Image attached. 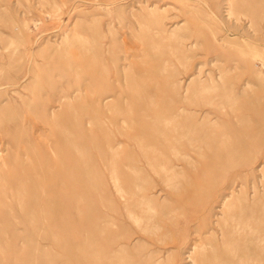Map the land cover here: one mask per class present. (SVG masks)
<instances>
[{"label":"rangeland","instance_id":"374dc122","mask_svg":"<svg viewBox=\"0 0 264 264\" xmlns=\"http://www.w3.org/2000/svg\"><path fill=\"white\" fill-rule=\"evenodd\" d=\"M230 11L233 16L228 15ZM261 18L264 19V0H0V92L6 91L0 97V111H3L2 124L11 130V138L19 145L17 154L22 158L26 153L32 156L37 169L41 167V159H44L45 167H53L57 156L52 148H56V144L59 145L65 137L64 131L74 130L78 153L81 154H78L73 219L62 215L46 219L37 210H31L32 202L39 198L38 188L27 196L14 194L7 201L5 194L0 196V264H139L148 252L153 253V261L158 259L159 264H173L179 254L173 241L176 235L183 233L173 222L178 221L181 213L200 215L202 208H207L205 216L208 219L202 222L205 225L201 239L191 238L194 244L197 242L195 253L206 250L203 264H222L220 261L223 260L229 264L235 260L221 255L226 246L220 241L222 228L218 224L222 221L220 200L229 192L225 186L235 174H241L242 180L237 179L236 183L240 185H235L236 194L240 197L241 190L250 193L248 199L256 201V206L264 201V183H260V163L264 155V69L260 65L264 60V20ZM178 38L184 39L181 47H177ZM189 43L196 45L188 48ZM151 44L158 45V48L150 49L155 47ZM161 68L163 71L158 72ZM199 69L201 86L199 81H190ZM211 78L217 85L214 91H211ZM68 82L75 87L73 100L63 99L54 103L56 90L63 95L69 94ZM52 83L54 91L48 88ZM23 85L26 89L21 88ZM186 87L188 92L185 94ZM225 90L231 91L228 105L218 96L227 92ZM150 93L157 98L153 95L148 97ZM184 96H188L187 103L180 101ZM111 99L114 105L118 101L117 107L111 104ZM167 100L171 102L167 103ZM146 103L152 107H146ZM154 104L157 105L155 109ZM179 107H184L186 112L173 119ZM71 108L76 116L75 125L71 123V114L74 116ZM120 110L119 117L116 111ZM126 110H130V114L125 113ZM164 111L165 114L169 112L166 114L169 119ZM159 114L165 118L159 116L160 119ZM186 117L187 123L183 121ZM156 118L163 122L162 128L166 127L164 137H159L157 132L151 135L148 130L149 122ZM123 119L128 120L125 122ZM165 122L174 124L171 130ZM185 126L189 131L193 128L192 134L189 133L193 137L187 136L189 131L184 129ZM195 130L199 132L197 136L201 135L199 145ZM118 132L123 133L120 136ZM180 134L184 139L179 138ZM186 137L189 141L185 140ZM202 137L206 142L201 141ZM176 141H179L177 146L174 144ZM152 148L158 152L153 150L150 153ZM194 148L198 152L191 153ZM47 149L49 152L46 153ZM169 150L174 153H168ZM226 151L230 153L227 158L224 157ZM194 161L196 164H192ZM154 162L157 165L154 166ZM148 164L153 165H150L151 169ZM167 165L172 169L178 167L173 172L179 170L176 179L184 185L179 188L181 190L161 184L156 171L164 166L168 169ZM153 167L156 171L152 170ZM129 170L135 171L132 176ZM141 173L144 174V182ZM213 173L215 177L217 175L216 179ZM139 176L145 187L156 185L148 198L163 206L162 210L157 206L155 217L161 221H157L158 225L164 227L158 232L159 243L153 244L150 234L140 231L139 222H134L127 215V211H131L139 217ZM182 177L184 179L181 180ZM131 178L134 180L128 182ZM114 180L123 188L125 199L115 194ZM9 181L11 183V179ZM185 182L192 184L185 186ZM253 182L256 195L251 190ZM188 188V195H195L182 205L178 199L182 189ZM135 192L138 193L135 195ZM19 198L25 206V214L19 209ZM109 199L114 201L115 211L107 208ZM211 203L214 207L209 215ZM175 208L178 210H173ZM162 211H167V215L161 219L159 214ZM254 222L256 225L254 223L253 226L259 228L257 221ZM54 226L65 229L49 230ZM206 227L211 231L206 232ZM213 233L218 235V241L214 239L213 242ZM190 249L187 247L183 251L178 264H190L185 259ZM208 250L215 255L212 256ZM208 253L213 259L219 256V260L215 258L216 261L212 262L210 256L207 257ZM257 256L256 252L252 259Z\"/></svg>","mask_w":264,"mask_h":264},{"label":"bare ground","instance_id":"6f19581e","mask_svg":"<svg viewBox=\"0 0 264 264\" xmlns=\"http://www.w3.org/2000/svg\"><path fill=\"white\" fill-rule=\"evenodd\" d=\"M156 1V0H155ZM225 2V1H224ZM152 5V4H151ZM168 5V4H167ZM166 6V5H165ZM150 7V6H149ZM148 7V8H149ZM167 7V6H166ZM151 8V7H150ZM248 8V7H247ZM246 8V9H247ZM239 13V12H238ZM228 15L229 16H233V13L230 11V12H228ZM226 17V16H225ZM241 17V16H240ZM233 18V17H232ZM242 18V17H241ZM261 19H263V18H261ZM238 20V19H237ZM259 21H260V19H258ZM264 20V19H263ZM218 21V20H217ZM263 22V21H262ZM179 23V22H178ZM220 24V26H221V23H219ZM247 25V24H246ZM175 26V25H174ZM173 26V27H174ZM247 27V26H246ZM140 28V27H139ZM170 28H172V27H170ZM224 30V29H223ZM146 31V30H145ZM172 31V30H171ZM178 31V30H177ZM175 32V30H173V33ZM222 32V31H221ZM234 34V33H233ZM230 35V34H229ZM201 36V35H200ZM235 36V35H234ZM175 37V36H174ZM180 37V36H179ZM230 37H231V35H230ZM171 38V37H170ZM239 38V37H238ZM81 40V39H80ZM150 40H151V38H150ZM158 40V39H157ZM166 39H164V40H160V43H158L159 42V40H158V44L160 45V44H162V42L163 41H165ZM238 40V39H237ZM239 40H240V38H239ZM91 41V40H90ZM162 41V42H161ZM173 41V40H172ZM184 39L183 38H181V39H176V44H177V47H181V46H183L184 44ZM193 41V40H192ZM244 41V40H243ZM92 42V41H91ZM81 43V42H80ZM83 43H85V42H83ZM94 43V42H93ZM156 43V44H157ZM253 44V43H252ZM151 45H153V44H151ZM151 45H149V46H151ZM196 45V43H189V47L188 48H193L194 46ZM262 45V44H261ZM85 46V45H84ZM153 46H155V45H153ZM158 45H156L155 47H151L150 49H155L156 47H157ZM259 46V45H258ZM80 47V46H79ZM83 47V46H82ZM198 47V46H197ZM208 47V46H207ZM91 48V47H90ZM158 48V47H157ZM187 48V47H186ZM82 50V49H81ZM87 49H85V51H86ZM157 50V49H156ZM155 50V51H156ZM159 50V49H158ZM89 51H91V50H89ZM154 51V50H153ZM161 51V50H160ZM164 51V50H163ZM91 53V52H90ZM89 53V54H90ZM157 53H158V51H157ZM166 53V52H165ZM105 54V53H104ZM163 54V53H162ZM102 55V54H101ZM154 55V54H153ZM152 55V56H153ZM90 56H93V55H90ZM155 56V55H154ZM153 56V57H154ZM182 56V55H181ZM33 57V56H32ZM156 57L157 56H155V59H156ZM197 57V56H196ZM240 57H243V56H240ZM146 58V57H145ZM150 58H152V57H150ZM183 58V57H182ZM103 59V58H102ZM101 59V60H102ZM32 60V59H31ZM30 60V61H31ZM146 60V59H145ZM148 60H149V58H148ZM154 60V59H153ZM210 60H212V59H210ZM109 61V60H108ZM179 61V60H178ZM185 61V60H184ZM258 61V60H257ZM260 61V60H259ZM186 62V61H185ZM235 62V61H234ZM233 62V63H234ZM35 63V62H34ZM172 63V62H171ZM212 63V62H211ZM236 63V62H235ZM46 64V63H45ZM221 64V63H220ZM43 65V64H42ZM238 65V64H237ZM240 65V64H239ZM260 65H261V67L264 69V60L263 61H261V63H260ZM197 66H199V65H197ZM256 67V66H255ZM27 68V67H26ZM32 69H34V67L32 68ZM216 69V68H215ZM95 70V69H94ZM157 70V69H156ZM162 70V68L159 70H157L158 72L159 71H161ZM194 70H195V68H194ZM29 71V70H28ZM163 71V70H162ZM224 71V70H223ZM0 72H2V71H0ZM103 72V71H102ZM148 72V71H147ZM150 72V71H149ZM153 72H155V71H152V72H150V73H153ZM157 72V73H158ZM216 72V71H215ZM254 72V71H253ZM262 73V72H261ZM260 73V74H261ZM28 74V73H27ZM30 74V73H29ZM89 74H90V72H89ZM142 74V73H141ZM153 74H156V73H153ZM201 73H200V69L198 70V72H197V75L196 76H194V77H192L191 79H190V81H199V85L201 86V79H199L198 80V76L200 75ZM251 74H252V72H251ZM35 75H37L36 73H35ZM143 75H145V73L143 74ZM84 76V75H83ZM18 77V76H17ZM28 77H29V75H28ZM123 77V76H122ZM218 77V76H217ZM219 77H220V75H219ZM38 78V77H37ZM125 78L126 77H124V80H125ZM133 78V77H132ZM143 79V78H142ZM188 79V78H187ZM218 79V78H217ZM27 80H28V78H27ZM41 80V79H40ZM40 80H38V81H40ZM150 80V79H149ZM203 80V79H202ZM42 81V80H41ZM89 81H91V80H89ZM122 81H123V78H122ZM146 81H147V78H146ZM209 81V80H208ZM211 83H212V86H211V91L213 90V88L215 89V87L217 88V85H216V81H214V79L213 78H211ZM116 82V81H115ZM180 82V81H179ZM244 82V81H243ZM247 82V81H246ZM125 83H126V80H125ZM146 83V82H145ZM53 84L54 83H52V85H51V87H48L49 88V90L50 91H54L55 90V87H53ZM114 84V83H113ZM122 84H123V82H122ZM248 84V83H247ZM154 85V84H153ZM115 86V88H117V87H119L118 86V83H117V87H116V85H114ZM142 87H143V84L141 85ZM140 86V87H141ZM155 86V85H154ZM153 86V87H154ZM221 86V85H220ZM102 87V86H101ZM124 87V86H123ZM122 87V88H123ZM21 88H23V89H26V86H21ZM119 88H121V87H119ZM2 89V88H1ZM102 89V88H101ZM118 89V88H117ZM141 89V88H140ZM148 89V88H147ZM151 89V87H149V90ZM207 89V88H206ZM68 90H69V94L67 95H63L62 94V92L60 91V90H56V95L54 94V96L53 97H55V99L53 100V102L55 103H60L63 99H70L71 101L73 100V98H74V93H75V87H74V84H72V83H70V82H68ZM129 90V89H128ZM208 90H209V88H208ZM95 91V90H94ZM143 91H144V89H143ZM150 91H152V90H150ZM157 91V90H156ZM214 91V90H213ZM225 91H227V90H225ZM238 91V90H237ZM107 92V91H106ZM183 92H185V94L188 92V89H187V87L185 88V90L183 91ZM229 92H231L230 90H228L227 92H224L223 94H221V95H218L219 96V99H220V101L221 102H223V103H225L226 102V104H227V101L228 100H230V98H229ZM6 94V91L4 92H0V97H2L3 95H5ZM142 94V93H141ZM154 94V93H153ZM153 94H148L149 96L148 97H150L151 95H153ZM22 95V94H21ZM49 95V94H48ZM109 95V94H108ZM111 95V94H110ZM115 95H117V94H115ZM138 95H139V92H138ZM50 96V95H49ZM153 96H155V95H153ZM176 96V95H175ZM21 97V96H20ZM105 97H107V95L105 96ZM152 97V96H151ZM188 96H184L183 97V99H180V101L182 100V102H184V103H187L188 102V98H187ZM108 98V97H107ZM110 98V97H109ZM147 98V97H146ZM154 98H157L156 96L154 97ZM23 99V98H22ZM104 99V98H103ZM124 99V98H123ZM140 99H141V95H140ZM143 99V98H142ZM152 99V98H151ZM98 100V99H97ZM126 101H128L127 99H125ZM124 100V101H125ZM135 100V99H134ZM154 100V99H153ZM215 100V99H214ZM116 101V100H115ZM114 101V102H115ZM151 101V100H150ZM162 101V99L160 100V101H158V102H161ZM65 102V101H64ZM111 104H113V101H112V99H111ZM117 102V104H118V101H116ZM115 102V103H116ZM143 102V101H142ZM145 102H146V100H145ZM153 102H156V103H158L157 101H153ZM169 102H171V101H169ZM168 102V100H167V103H169ZM200 102V101H199ZM98 103H99V101H98ZM128 103V102H127ZM181 103V102H180ZM31 104V103H30ZM97 104V103H96ZM116 104V105H117ZM143 104H144V102H143ZM173 104V103H172ZM29 105V104H28ZM99 105V104H98ZM100 105H102L101 103H100ZM114 105V104H113ZM116 105H114L115 107H117ZM147 105H148V107L151 105V107H152V104H148V103H146V107H147ZM155 105V104H154ZM153 105V109H155V107L157 106V105H155L154 106ZM228 105V104H227ZM50 107H52V105H49ZM60 106H63V105H60ZM70 106H72V104L70 105ZM144 106H145V104H144ZM164 106V105H163ZM97 107V106H96ZM159 107V106H158ZM100 108V107H99ZM108 108V107H107ZM106 108V109H107ZM150 108V107H149ZM159 108H161V106L159 107ZM168 108V107H167ZM112 109H113V107H112ZM148 109V108H147ZM46 110V109H45ZM99 110V112H100V109H98ZM111 110V109H110ZM71 113H73L74 114V116H72V114H71V123H74V125H75V122H76V116H75V112H74V110H73V108H71ZM156 111V110H155ZM160 111V110H159ZM158 111V113H160ZM116 112H118V113H116V115L117 114H119V117H120V112H121V110L120 111H116ZM129 112V114H130V110H126V112L125 113H128ZM185 112H186V110H185V108L184 107H179V108H177L176 110H175V115H174V117H173V119L174 118H176V117H178V116H181V114H185ZM192 112V111H191ZM204 112V111H203ZM96 113V112H95ZM124 113V112H123ZM143 114H144V112H142ZM141 113V114H142ZM157 113V112H156ZM161 113H162V110H161ZM169 113V112H168ZM167 112H166V114H168ZM171 113V112H170ZM98 114H101V113H98ZM142 114V115H143ZM154 114H155V112H154ZM163 114H165V111H164V113ZM165 114V115H166ZM94 115V114H93ZM126 115V114H125ZM165 115H158V117L159 116H162V118H165V117H163V116H165ZM167 116V115H166ZM170 116H171V114H170ZM173 116V115H172ZM44 117V116H43ZM160 118V117H159ZM167 118H168V116H167ZM172 118V117H171ZM170 118V119H171ZM187 118V117H186ZM191 118H194L193 116H191ZM99 119V118H98ZM161 119V118H160ZM160 119L159 120H157V118H156V120H152L153 122L152 123H150L149 122V126H148V130H149V132L151 133V135H154V133L156 134V132L158 133V136L160 137H164V135H165V133H166V127L165 128H162V123L163 122H161L160 121ZM169 119V118H168ZM181 119H183V118H181ZM185 119V118H184ZM13 120V119H12ZM104 120H105V118H104ZM109 120V119H108ZM107 119H106V121H108ZM124 120V119H123ZM121 121V120H118V121H121V122H126V120H128V119H125L124 121ZM172 120V119H171ZM186 120H188V118L187 119H185V120H183V121H186ZM130 121V120H129ZM162 121H163V119H162ZM174 121V120H173ZM182 121V122H183ZM202 121V120H201ZM204 121V120H203ZM2 122H3V111H0V191H5V192H0V196L1 195H4L5 194V201H7V200H9V199H11L13 196H14V194H18L19 195V197H21V196H24V195H28L29 193H31V191L33 190V191H36L37 190V188H38V191H39V198L37 199V200H35V201H33L32 202V205H31V210H32V208L34 209V210H37L41 215H45V217L44 218H46L47 219V217L48 216H50V217H57L58 215H62V216H64V217H66V216H69V218L68 219H73V216H72V212H74V210H73V208L76 206V197H75V195H76V188H77V165H78V154H80V153H78V147H77V144H76V141H75V137H76V132H75V130L74 131H64V133H65V137H62V139L60 140L61 142L59 143V145L58 144H56V148H52V152H53V154L54 155H56L57 157H56V159L53 161V167H45L44 165H43V163H44V159L42 160H39V162H40V164H41V167L39 168V169H37V167H35V164L36 163H34V160H33V158H32V156L30 157L27 153L24 155V158H22V156L20 157L18 154H17V149H18V144H17V142L15 141V140H13L12 138H11V135H10V132H11V130H9L8 128H7V126L4 124H2ZM45 122H46V120H45ZM124 122V123H125ZM170 122V121H169ZM179 122H180V120H179ZM178 122V123H179ZM188 121H186V123H187ZM199 122H200V120H199ZM209 122V121H208ZM130 123V122H129ZM168 123V122H167ZM171 123H174V122H171ZM181 123V122H180ZM189 123H190V121H189ZM210 123V122H209ZM213 123V122H212ZM221 123V122H220ZM224 123V122H223ZM125 124H127V123H125ZM132 124V123H131ZM131 124H129L130 126H131ZM151 124V125H150ZM165 124H166V122H165ZM169 125H170V123H168ZM168 124H166V125H168ZM184 124H185V122H184ZM200 124V123H199ZM241 124V123H240ZM239 124V125H240ZM44 125V124H43ZM47 125V124H46ZM58 125V124H57ZM128 125V124H127ZM164 125V124H163ZM174 125V124H173ZM173 125H170V126H168L169 128H170V130H171V127H173ZM179 125V124H178ZM181 125H183V124H181ZM110 127H111V125H109ZM117 126H119V125H117ZM142 126V125H141ZM176 126V125H175ZM199 126V125H198ZM211 126V125H210ZM214 126V125H213ZM227 126V125H226ZM226 126H225V128H226ZM61 127H62V125H61ZM114 128H116L115 126H113ZM124 127V126H123ZM177 127V126H176ZM182 127H184V126H181V128ZM118 128H120V127H118ZM180 128V127H179ZM178 128V129H179ZM180 128V129H181ZM221 128V127H220ZM39 129V128H38ZM121 129H122V127H121ZM173 129H175V128H173ZM184 129H186V131L188 130L189 131V129H187L186 128V126H185V128ZM193 129V128H192ZM192 129H190V131H192ZM62 130V129H61ZM123 130V129H122ZM181 130H183V128L181 129ZM180 130V131H181ZM202 130V129H201ZM38 131V130H37ZM44 131V130H43ZM63 131H61V132H63ZM116 131H117V129H116ZM115 131V132H116ZM176 132L178 131V130H175ZM174 131V133H176ZM179 131V132H180ZM183 131H185V130H183ZM182 131V132H183ZM188 132V134L190 133V134H192V132ZM232 131V130H231ZM173 132V131H172ZM225 132V131H224ZM46 133V132H45ZM121 133H123V132H121ZM120 132H118V134L120 135L121 134ZM169 133V132H168ZM174 133H171L172 134V136H174ZM186 134H187V132H185ZM195 133H196V130H195ZM199 133V132H198ZM198 133H196L195 135H196V139L197 140H199L200 138H201V135H200V137H198L197 136V134ZM206 133V132H205ZM215 133V132H214ZM227 133V132H226ZM225 133V134H226ZM228 133H231V132H229L228 131ZM109 135H110V132L108 133ZM107 134V135H108ZM167 134V133H166ZM178 134V133H177ZM182 134H184V133H182ZM187 135V136H191V135ZM212 134V133H211ZM218 134V133H217ZM224 134V135H225ZM104 135H105V133H104ZM112 135V134H111ZM110 135V136H111ZM150 135V137H153V136H151ZM203 135V134H202ZM205 135V134H204ZM208 135V137H209V134H207ZM103 136V135H102ZM121 136V135H120ZM138 136V135H137ZM141 136V135H140ZM142 136H145V135H142ZM148 136V135H147ZM156 136V135H155ZM177 136H179V135H177ZM177 136H175L176 138H178ZM184 136H186V135H184ZM109 137V136H108ZM146 137V136H145ZM158 137V138H159ZM169 137H171V136H168V138ZM191 137H193V136H191ZM203 137H205V136H203ZM202 137V142H203V138ZM229 137V136H228ZM166 138H167V136H166ZM179 138H183L184 139V137L182 136L181 137V134H180V137ZM178 138V139H179ZM187 138V137H186ZM195 138H193V141H195L196 139ZM206 138H207V136H206ZM205 138V139H206ZM221 138H222V136H221ZM28 139V138H27ZM143 139V138H142ZM144 139H146V138H144ZM154 139H155V137H154ZM161 139V138H160ZM170 139V138H169ZM173 139H174V137H173ZM173 139H171V141H173ZM177 139V140H178ZM182 139V140H183ZM189 139V137L187 138V139H185V140H188ZM204 139V140H205ZM220 139V138H219ZM35 140V139H34ZM181 140V141H182ZM184 140V141H185ZM196 140V142H198V145H199V143H200V140L199 141H197ZM140 141V140H139ZM163 141H164V139H163ZM168 141V140H167ZM167 141H165V142H167ZM189 141V140H188ZM188 141H185V142H187L188 143ZM44 142H45V140H44ZM109 142V141H108ZM141 142H142V140H141ZM159 142H160V140H159ZM158 142V143H159ZM173 142H175V140L173 141ZM177 142H178V144H179V141H176V143H174L175 144V146H177L176 144H177ZM195 142V143H196ZM201 142V143H202ZM204 142H206V141H204ZM203 142V143H204ZM212 142V141H211ZM118 143V142H117ZM157 143V144H158ZM187 143H185V144H187ZM192 143V142H191ZM203 143H202V145H203ZM239 143V142H238ZM100 144V143H99ZM139 144H140V142H139ZM166 144V143H165ZM168 145H169V143H167ZM194 144V143H193ZM207 144V143H206ZM214 144H217L216 142H214ZM135 145V144H134ZM190 145V144H189ZM205 145V144H204ZM218 145H220V144H218ZM46 146V145H45ZM144 146V145H143ZM147 146V145H146ZM171 144H170V148H171ZM181 146V145H180ZM193 146V145H192ZM197 146V145H196ZM213 146V145H212ZM47 147V146H46ZM84 147H85V145H84ZM83 147V148H84ZM91 147V146H90ZM108 147V146H107ZM153 147V146H152ZM159 147H161V144L159 145ZM168 147V148H169ZM204 147V146H203ZM205 147H207L206 145H205ZM221 147V146H220ZM140 148V147H139ZM145 149H147V148H149V146H147V148L146 147H144ZM166 149H167V146L165 147ZM176 148V147H175ZM196 148V147H195ZM194 148V149H195ZM199 148V147H198ZM25 149V148H24ZM46 149V148H45ZM92 149V148H91ZM106 149V148H105ZM162 149H164V148H162ZM188 149H191V147L190 148H188ZM193 149V150H194ZM197 149V148H196ZM196 149H195V152H192L193 150H191V153H196V152H198V151H196ZM214 149V148H213ZM12 150V151H11ZM156 151L155 149H151V152L150 153H152V151ZM208 150V149H207ZM215 150V149H214ZM213 150V151H214ZM219 150V149H218ZM233 150V149H232ZM93 151V150H92ZM117 151V150H116ZM140 151V150H139ZM172 151V150H171ZM170 150H169V152L168 153H170L171 152ZM176 151V150H175ZM25 152H26V150H25ZM28 152V151H27ZM36 152H37V150H36ZM47 152H49L48 151V149H47V151H46V153ZM59 152H61L62 154L60 155L59 154ZM89 152H90V150H89ZM106 152V151H105ZM143 152H145V150L143 151ZM156 152H158V151H156ZM156 152H154V153H156ZM177 153L179 152V151H176ZM257 152V151H256ZM119 153V152H118ZM174 152L172 151V154H173ZM184 153H186V152H184ZM201 153V152H200ZM29 154H30V152H29ZM36 154V153H35ZM38 154V153H37ZM37 154H36V156H37ZM92 154V153H91ZM143 154V153H142ZM171 154V153H170ZM187 154V153H186ZM198 154V153H197ZM81 155V154H80ZM118 155V154H117ZM154 155V154H153ZM159 155H160V153H159ZM163 154H161V156H162ZM166 155V154H165ZM188 155V154H187ZM196 155V154H195ZM145 156V155H144ZM171 156V155H170ZM174 155H172V157H173ZM176 156V155H175ZM174 156V157H175ZM197 156V155H196ZM200 155H198V157H199ZM230 156V153L228 152V151H226L225 153H224V157L225 158H227V157H229ZM20 157V158H19ZM38 157V159L40 158V156H37ZM43 157V156H42ZM41 157V158H42ZM185 157V156H184ZM187 157V156H186ZM188 157H190V156H188ZM202 157V156H201ZM50 158H52V155L50 154ZM49 158V159H50ZM113 158V157H112ZM158 158V156H156L155 157V159H157ZM162 158V157H161ZM191 158V157H190ZM166 159V158H165ZM174 159V158H173ZM98 160V159H97ZM146 160V159H145ZM151 160V159H150ZM154 160V159H153ZM167 161H168V158L166 159ZM165 160V161H166ZM175 160V159H174ZM177 160V159H176ZM179 160H180V158H179ZM261 165H262V169H261V176H260V183H264V155L262 156V158H261ZM36 161V160H35ZM46 161V160H45ZM99 161V160H98ZM155 161V160H154ZM163 161V160H162ZM181 161H182V158H181ZM183 161H184V159H183ZM182 161V162H183ZM193 161V160H192ZM37 162V161H36ZM148 162V161H147ZM150 162H152V161H150ZM157 162V164H158V160L156 161ZM159 162H160V160H159ZM260 162V161H259ZM47 163V162H46ZM45 163V164H46ZM163 163H165V162H163ZM191 163V162H190ZM193 163H195L196 164V162L194 161V162H192V164ZM153 164V163H152ZM152 164H148L149 166L150 165H152ZM157 164H155V162H154V166L155 165H157ZM160 164H161V162H160ZM159 164V165H160ZM167 164V163H166ZM168 164H171V162L169 163V161H168ZM188 164V163H187ZM238 164V163H237ZM48 165H50V164H47V166ZM189 165V164H188ZM83 166H85V164L83 165ZM153 166V165H152ZM152 166H150V169L152 168ZM168 166V169H166V168H161V170H160V168H159V172H158V170L156 171V170H154V167H153V169L152 170H154V171H156L158 174V176L159 177H161L159 180H160V182H161V184L163 185L164 184V186H166V187H171V189H179V188H181V184H183V183H180L177 179H176V176L177 175H179V174H177L178 173V171L176 172H173V169L175 168L176 170H177V168L178 167H173V169H172V167H169L170 165H167ZM175 166V165H174ZM190 166H191V164H190ZM190 166H188V167H190ZM235 166H237V165H235ZM161 167V166H160ZM192 167V166H191ZM242 167V166H241ZM140 167H138V169H139ZM171 168V170H169ZM243 168V167H242ZM127 169V168H126ZM131 169V168H130ZM133 169H135V168H133ZM137 169V168H136ZM135 169V171H137ZM155 169H158V168H155ZM174 169V170H175ZM84 170V169H83ZM170 172H169V171ZM134 170L132 171H130L129 170V172L131 173V176L133 175L132 174V172L134 173L135 172ZM141 171H143V168L141 169ZM138 172H140V169H139V171ZM145 172V171H144ZM151 172V171H150ZM137 173V172H136ZM153 173V172H152ZM225 173V172H224ZM142 174V173H141ZM146 174V173H145ZM181 174H183V173H181ZM130 175V174H129ZM140 175V174H139ZM143 175V177H142V180H143V182H144V174H142ZM155 175V174H154ZM213 175H214V173H213ZM220 175H222V174H220ZM130 176V177H131ZM141 176V175H140ZM139 176V192H141V194H138L139 196V217L138 216H136L133 212H131V211H127V215H128V217L131 219V220H133L134 222H139V229H140V231H142L143 233H147V234H150V236H151V242L153 243V242H160L159 240H158V232L161 230V229H164V227H161L160 225H158L159 223L157 222V221H159V220H155V217H156V212H157V206L159 205V207H161L160 209L162 210L163 209V206H162V204L160 205V204H158L157 202H156V200H153L152 198L150 199V197L148 198V196L150 195V193L152 194V191H154L155 190V186L156 185H153V186H150V187H145L143 184V182L141 181V177ZM183 176V175H182ZM130 177H128V178H130ZM184 177V176H183ZM181 178V180L182 179H184V178ZM214 177H215V175H214ZM216 177H217V175H216ZM216 177L214 178V179H216ZM225 177V176H224ZM242 175L241 174H235L234 176H233V179L225 186V188L229 191L228 192V194L226 195V196H223V198H222V200H220L221 201V206H222V217H221V223H219L218 224V226L220 227V228H222L221 229V231H220V241H221V243L224 245V246H226L225 247V249L226 250H220L221 252H222V254L221 255H223L224 257H225V259L227 258V257H229L230 259L232 258V259H235V260H233L232 262H230L229 264H264V201H261V202H259L258 204H257V206L255 205V202L256 201H252V202H250L249 201V199H248V197H250V193H247L246 191H243V190H241L240 191V197H239V195L238 194H236V190H235V187L237 186V185H240V184H237L236 185V183L238 182V180H242ZM133 178H135L134 176H133ZM138 178V177H137ZM146 178H149L150 179V177H146ZM11 179V183H10V180ZM136 179V178H135ZM157 179V178H156ZM238 179V180H237ZM126 180V182H127V179H125ZM131 180V181H130ZM128 182H132L134 179H130ZM187 180V179H186ZM207 180V179H206ZM16 182V184H13V182ZM136 181V180H135ZM134 181V182H135ZM150 181V180H149ZM183 181H185V180H183ZM183 181H181V182H183ZM188 181V180H187ZM114 182H115V186H114V191H115V194L118 196V198H120V199H125L124 198V191H123V188L120 186V184L118 185V183H117V181L116 180H114ZM140 182H142L143 184H141ZM202 182V181H201ZM151 183V182H150ZM159 183V182H158ZM240 183H242V182H240ZM135 184H136V182H135ZM145 184H148V183H146L145 182ZM160 184V185H161ZM192 184V183H191ZM191 184H188V182L186 183L185 182V186H187V185H191ZM218 184V183H217ZM253 185L251 186V190H252V192H253V195H256L257 194V190H256V185L254 184V182L252 183ZM128 185H129V183H128ZM133 186H134V184H132ZM151 185V184H150ZM200 185V184H199ZM236 185V186H235ZM242 186V185H241ZM129 187H130V185H129ZM135 187H136V185H135ZM182 187H184V185L182 186ZM138 188V187H137ZM165 188V187H164ZM168 188V189H169ZM264 188V187H263ZM131 190H132V188H130ZM135 189V188H134ZM192 189V188H191ZM242 189V188H241ZM179 190H181V189H179ZM186 190V191H185ZM184 191H183V189H182V194L180 195V199H178V201L179 202H182V205L183 204H185V203H187V201H188V199H190L192 196H194L195 194H190V196L188 195V190H189V188L188 189H185ZM195 190H196V188H195ZM198 190V189H197ZM135 191V190H134ZM133 190H132V192H134ZM178 191V190H177ZM243 191V192H242ZM147 192H149L148 194H147ZM191 192H193V189L191 190ZM195 192V191H194ZM193 192V193H194ZM138 192H135V195L137 194ZM224 193V192H223ZM131 194V193H130ZM158 195V194H157ZM187 195H188V197H187ZM186 196V197H185ZM220 196V195H219ZM52 197V198H51ZM126 197V196H125ZM134 197H136V196H133L132 198H134ZM162 197V196H161ZM157 198V197H156ZM106 199H107V197H106ZM219 199V198H218ZM18 200H20V198L18 199ZM160 200V199H159ZM167 200V199H166ZM201 200V199H200ZM125 201V200H124ZM135 201V200H134ZM163 202H164V200H163ZM169 202V201H168ZM92 203V202H91ZM113 203H114V201H112L111 199H109V205H108V207L107 208H109V210H112V211H115V209H114V207H113ZM134 203V202H133ZM132 203V204H133ZM220 203V202H219ZM131 204V205H132ZM135 204V203H134ZM133 204V205H134ZM9 205H10V203H9ZM167 205V204H166ZM212 205V206H211ZM93 206V205H92ZM137 206V205H136ZM210 210H209V215H210V213H211V211H212V208L214 207V205H213V203H211L210 204ZM135 208V207H134ZM179 209H180V207H178ZM178 208H175V209H173V210H178ZM19 209L21 210V212L22 213H26V211H25V206H24V204H22V201L20 200L19 201ZM85 209V208H84ZM127 209V208H126ZM169 209V208H168ZM217 209V208H216ZM18 210V209H17ZM130 210V209H129ZM132 210V209H131ZM30 211V210H29ZM51 211H52V213H51ZM123 211V210H122ZM136 211V210H135ZM207 211V208L205 209V208H202V210L200 211V215H196V214H194V213H191V212H188V213H181L180 215H179V219H178V221L176 222H173V224L175 225V226H177V228H178V230L179 231H183V233L182 234H180L179 236L178 235H176V237H175V239H174V241H173V244H175L176 246V249H177V253H179L178 254V257H176V259H174V261H172V263L173 264H178L181 260H182V255H183V251L184 250H186L187 249V247H191V249H190V253L185 257V259H188V261L187 262H189L190 264H198V263H200V264H203L204 263V261H205V256H206V250H199L200 252H198V253H195L196 252V248H197V242H195V244L192 242L193 240H191V238L192 237H198V239L200 240L201 239V236H203L202 235V232H203V230H204V228H203V226L205 225H203L202 224V222H204V221H206L207 219H206V216H205V212ZM47 212H49V213H47ZM161 212V211H160ZM175 212V211H174ZM99 213V212H98ZM124 213V212H123ZM162 216L161 217V219L164 217V216H166L167 215V211L165 212V211H162V213L161 214H159V216ZM207 215V214H206ZM217 216V215H216ZM203 217H205V218H203ZM49 218V217H48ZM97 218V217H96ZM174 218V217H173ZM42 219H43V217H42ZM171 219V218H170ZM206 219V220H205ZM45 220V219H44ZM101 220V219H100ZM204 220V221H203ZM53 221H54V219H53ZM68 221V220H67ZM167 221V220H166ZM254 221H257V223L259 224V228H255L253 225H254ZM144 223V224H142L141 225V223ZM159 222H161V221H159ZM29 223V222H28ZM90 223V222H89ZM232 223H234L233 225H231ZM31 224V223H30ZM92 225V224H91ZM255 225H256V223H255ZM29 226V225H28ZM209 226V225H208ZM30 227V226H29ZM49 227V226H48ZM217 227V226H216ZM115 228L117 229V228H119V227H116L115 226ZM63 229H65V227H59V226H54V227H50L49 228V230H55V231H62ZM208 228L206 227V230H207ZM69 230V229H68ZM177 230V229H176ZM209 230H210V228L206 231V232H209ZM163 231V230H162ZM211 231V230H210ZM76 232V231H75ZM171 233V232H170ZM205 234V233H204ZM58 235V234H57ZM170 235V234H169ZM60 236V235H59ZM70 236V235H69ZM111 236V235H110ZM164 236H166V235H164ZM170 237V236H169ZM149 238V237H148ZM166 238V237H165ZM173 238V237H172ZM207 238V237H206ZM213 242H214V239L216 240V241H218V235L217 236H215V234L213 233ZM211 238V239H212ZM77 239V238H76ZM170 239V238H169ZM164 241V240H163ZM168 241V240H167ZM203 241V240H202ZM171 242H172V240H171ZM211 242V245H212V241H210ZM210 242H209V244H208V242H207V245H210ZM101 243V242H100ZM161 243H162V241H161ZM201 243V242H200ZM154 244V243H153ZM202 244L204 245V243L202 242ZM201 244V245H202ZM6 245H8V244H6ZM187 245H189V246H187ZM206 245V244H205ZM123 246V245H122ZM211 247V246H210ZM212 247H213V245H212ZM199 248V247H198ZM202 248V247H201ZM224 248V247H223ZM207 249V248H206ZM213 249H215L216 250V247L214 248L213 247ZM212 249V251H215V250H213ZM220 249H221V247H220ZM112 249H110V251H111ZM211 254H212V256H214L215 254H214V252H212V251H210V250H208ZM125 252V251H124ZM216 252V251H215ZM220 252V253H221ZM240 252H244L243 253V255L242 256H240V255H238ZM258 253V256H257V258L255 259V258H253L252 259V257L255 255V253ZM165 253V252H164ZM210 253H208L207 255V257H209L210 256ZM152 252H148L147 253V256L145 257L144 256V258L143 259H141L140 261H139V264H159V260L157 259V260H154L153 261V256H152ZM164 255V254H163ZM212 256H210L209 258H211ZM119 256H117V258H118ZM208 258V259H209ZM216 259H218V258H220L219 256H218V258H217V256L215 257ZM215 258L213 259V258H211V261L212 260H215ZM207 259V258H206ZM207 259V260H208ZM219 260V259H218ZM217 260V261H218ZM216 261V260H215ZM225 260H223V261H220V262H222V264L223 263H225L224 262ZM208 262V261H207ZM213 262V261H212ZM216 263V262H215ZM219 263V262H218ZM209 264V263H208ZM212 264V263H211ZM214 264V263H213ZM225 264H228L227 262L225 263Z\"/></svg>","mask_w":264,"mask_h":264}]
</instances>
